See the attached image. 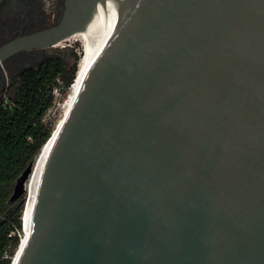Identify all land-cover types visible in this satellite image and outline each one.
Here are the masks:
<instances>
[{
  "label": "water",
  "instance_id": "water-1",
  "mask_svg": "<svg viewBox=\"0 0 264 264\" xmlns=\"http://www.w3.org/2000/svg\"><path fill=\"white\" fill-rule=\"evenodd\" d=\"M80 28L15 264H264V0H66L1 52Z\"/></svg>",
  "mask_w": 264,
  "mask_h": 264
},
{
  "label": "trees",
  "instance_id": "trees-1",
  "mask_svg": "<svg viewBox=\"0 0 264 264\" xmlns=\"http://www.w3.org/2000/svg\"><path fill=\"white\" fill-rule=\"evenodd\" d=\"M52 70L28 69L15 100L0 105V264L11 263L22 236L24 202L11 200L14 186L54 127L43 121L57 74ZM73 77H63L68 87Z\"/></svg>",
  "mask_w": 264,
  "mask_h": 264
},
{
  "label": "flooded vegetation",
  "instance_id": "flooded-vegetation-1",
  "mask_svg": "<svg viewBox=\"0 0 264 264\" xmlns=\"http://www.w3.org/2000/svg\"><path fill=\"white\" fill-rule=\"evenodd\" d=\"M66 0H4L0 3V105L15 100L30 68H53L55 76L70 77L78 63L71 46H48L1 52L16 37L44 29L59 20ZM52 47V48H51Z\"/></svg>",
  "mask_w": 264,
  "mask_h": 264
},
{
  "label": "bare ground",
  "instance_id": "bare-ground-1",
  "mask_svg": "<svg viewBox=\"0 0 264 264\" xmlns=\"http://www.w3.org/2000/svg\"><path fill=\"white\" fill-rule=\"evenodd\" d=\"M72 39L81 41L83 52H82L80 59H79V62H78L77 72H76V75L74 76L75 79H74L72 85L70 86L69 93H68V96L66 98V102L64 103L62 114L58 118L57 122L55 123L58 125L55 128V130L53 132H51L52 134L49 136L47 141L43 144L42 149L39 151L38 155L36 156L32 171H31V173L27 179V182H26V188L28 189V191H27V196H26L27 201H25V206H24L25 209H24V214H23V233L24 234L21 237L22 239L20 241V247H18V251L15 255V259H14L13 264L16 263L17 258L19 256L24 244H25V241L27 240L28 236L30 235V233L28 231H25L26 221H27V216H28V212H29L32 194H33L35 184H36L38 169L40 167L42 159H43V157H44L55 133L57 132L62 120L64 119L67 111L69 110L72 103L74 102V100L78 96V94H79L81 88L83 87V85L87 79V76L90 72V68L86 67L87 58H88V38H87L86 32L83 28H80L73 35H71L67 39L59 42L58 44H56V46H65L64 45L65 42L70 41Z\"/></svg>",
  "mask_w": 264,
  "mask_h": 264
},
{
  "label": "built area",
  "instance_id": "built-area-1",
  "mask_svg": "<svg viewBox=\"0 0 264 264\" xmlns=\"http://www.w3.org/2000/svg\"><path fill=\"white\" fill-rule=\"evenodd\" d=\"M4 0H0V3ZM68 87L66 81L62 76H55L51 90V102L43 116L44 123L53 125L57 118L62 114L64 103L68 96Z\"/></svg>",
  "mask_w": 264,
  "mask_h": 264
},
{
  "label": "rangeland",
  "instance_id": "rangeland-1",
  "mask_svg": "<svg viewBox=\"0 0 264 264\" xmlns=\"http://www.w3.org/2000/svg\"><path fill=\"white\" fill-rule=\"evenodd\" d=\"M65 46H71V47H74L75 48V53H77V55H78V57H79V59H80V56H81V54H82V52H83V48H82V44H81V41H79V40H75V39H72V40H70V41H67V42H65V44H64ZM52 48V47H51ZM56 48H62V46H56ZM79 59H78V62H79ZM77 66H78V63H77V65H76V69H77ZM75 69V70H76ZM68 93H69V90H68ZM61 116V115H60ZM59 116V117H60ZM58 117V118H59ZM58 118H57V120H58ZM57 120H56V122H57ZM57 125L58 124H54V127H53V129H52V132L55 130V128L57 127ZM52 134V133H51ZM50 134V135H51ZM27 191H28V189L26 188V192H25V199H26V196H27ZM21 199L22 198H20V199H18L17 201L19 202V201H21ZM25 201H27V200H25ZM25 201H24V206H25ZM24 209H25V207H24ZM24 209H23V214H24ZM24 233H23V229H22V233H21V235H23ZM22 237V236H21Z\"/></svg>",
  "mask_w": 264,
  "mask_h": 264
}]
</instances>
